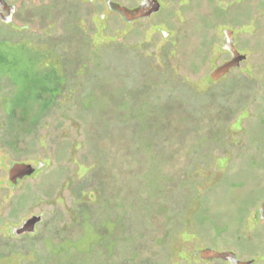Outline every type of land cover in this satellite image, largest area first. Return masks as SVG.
Listing matches in <instances>:
<instances>
[{"label":"rangeland","instance_id":"rangeland-1","mask_svg":"<svg viewBox=\"0 0 264 264\" xmlns=\"http://www.w3.org/2000/svg\"><path fill=\"white\" fill-rule=\"evenodd\" d=\"M79 4L39 9L57 16L39 35L0 23V264H264V0L92 29ZM218 24L240 25L256 80L211 82ZM14 163L42 169L7 191Z\"/></svg>","mask_w":264,"mask_h":264},{"label":"flooded vegetation","instance_id":"flooded-vegetation-1","mask_svg":"<svg viewBox=\"0 0 264 264\" xmlns=\"http://www.w3.org/2000/svg\"><path fill=\"white\" fill-rule=\"evenodd\" d=\"M62 1H76V0H11L10 3L7 0H0V23L5 25H11L15 26V28L19 31H27L29 33H32L34 35L41 34L42 31L44 33L46 32L45 29H53L54 25L56 24L57 16H43L42 14L38 13V10L41 8H47L52 6V8H55L57 4H59ZM80 2V15L79 18L83 21L85 25V29H92V19H100L105 21L108 19L109 14H115L118 19L123 21L124 24L131 25L132 23H136L141 20H151L152 17L159 14L164 9V3L167 0H163L161 2L160 0H157L160 4V9L157 13H152L150 16L141 17L135 20H132L130 22H127L122 18V16L116 11L113 10L110 5L117 4L119 6L125 7L129 10H133L137 8L144 0H132V1H125V0H77ZM100 1V4L102 8L106 11L101 14L98 13V3ZM77 8V9H78ZM72 23H76V21H73ZM43 26V30L36 32L37 30L34 28V26ZM158 29V28H156ZM240 25H223L218 24L215 26V32L219 38V44H217L218 41H213L212 45V51H219L221 53H224L227 57L222 61V63L219 65H223L224 63L232 61L234 58V55L238 56L240 59L237 62V65L234 67H231L229 72L223 76L222 78L213 81L209 75V78L211 82H219L222 79H225L227 76L230 75V73L233 70H237L240 74H245V78L251 80H256L257 78L253 77L252 75V68L255 67V63L253 62L252 54L254 52L249 51L248 44L244 40V33L241 31ZM217 66V67H219ZM251 70L250 74L245 73V68L248 67ZM215 67V69L217 68ZM214 69V70H215ZM213 70V71H214ZM212 71V72H213ZM211 72V73H212ZM15 164V163H14ZM21 164V163H18ZM39 166V165H38ZM36 167V170L33 174H36L42 169V165L38 168ZM32 174V175H33ZM31 175V176H32ZM8 179L5 181V185H7V191H16L21 183H23L25 180L30 179L31 176L23 177L21 179H17L15 183H12L9 179V172H8ZM0 186L2 184L0 183ZM1 191V189H0ZM264 203V202H263ZM262 203V204H263ZM260 205V207L262 206ZM260 207L256 211V213L253 215V219L256 223H259L261 221H264V211L260 212ZM212 251V250H209ZM229 252H233L232 250H228ZM207 252V251H206ZM237 256V255H236ZM215 260V259H212ZM210 260V261H212ZM225 262V261H224ZM227 264H230L228 262H225Z\"/></svg>","mask_w":264,"mask_h":264},{"label":"water","instance_id":"water-1","mask_svg":"<svg viewBox=\"0 0 264 264\" xmlns=\"http://www.w3.org/2000/svg\"><path fill=\"white\" fill-rule=\"evenodd\" d=\"M110 7L113 10H116L124 20L127 22H130L132 20L141 18V17H148L152 13H157L160 9V4L157 0H144L137 8L133 10H129L125 7L119 6L117 4L110 5ZM239 57L234 55V58L232 61L224 63L223 65L217 67L210 75L211 79L213 81H216L223 76H225L231 67H234L237 65V62L239 61ZM41 166L39 164L38 168ZM34 169L31 165L28 164H18L15 163L11 166L9 170V179L12 183H15L17 179H21L23 177L31 176L34 171ZM260 212L264 211V203L260 207ZM42 221L41 216H33L27 220H25L22 225L19 228H16L13 230V234H18L23 231H27L29 233H33L35 231V227L37 224H39ZM205 259L207 260H221L228 262L230 264H253V261H240L236 254L229 251L224 252H217V251H207L205 252Z\"/></svg>","mask_w":264,"mask_h":264}]
</instances>
